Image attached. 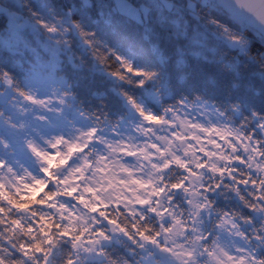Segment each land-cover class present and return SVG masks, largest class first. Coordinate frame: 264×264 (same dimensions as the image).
<instances>
[{"label": "snow or ice", "instance_id": "obj_1", "mask_svg": "<svg viewBox=\"0 0 264 264\" xmlns=\"http://www.w3.org/2000/svg\"><path fill=\"white\" fill-rule=\"evenodd\" d=\"M0 264H264V0H0Z\"/></svg>", "mask_w": 264, "mask_h": 264}]
</instances>
